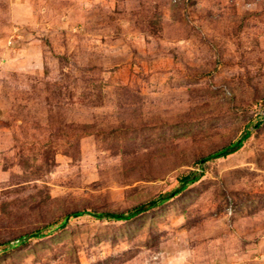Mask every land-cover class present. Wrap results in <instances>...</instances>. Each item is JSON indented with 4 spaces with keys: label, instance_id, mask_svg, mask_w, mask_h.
Wrapping results in <instances>:
<instances>
[{
    "label": "rangeland",
    "instance_id": "rangeland-1",
    "mask_svg": "<svg viewBox=\"0 0 264 264\" xmlns=\"http://www.w3.org/2000/svg\"><path fill=\"white\" fill-rule=\"evenodd\" d=\"M41 228L0 264H264V0H0V243Z\"/></svg>",
    "mask_w": 264,
    "mask_h": 264
},
{
    "label": "trees",
    "instance_id": "trees-1",
    "mask_svg": "<svg viewBox=\"0 0 264 264\" xmlns=\"http://www.w3.org/2000/svg\"><path fill=\"white\" fill-rule=\"evenodd\" d=\"M258 125H259V123L256 122V126H258ZM248 135H249V131L246 130L236 142H234L232 144H229V145L234 147V148L239 146V144L242 143V141L245 138H247ZM199 175L200 174H198V173H191L189 176L183 177L180 180V184H179L180 188H184L188 184L193 183L194 181H196L199 178ZM166 198H168V196H165L163 198L160 197L158 202H161V201H163ZM158 202L152 201L151 203H149V204H147L145 206H140L139 208H136V210L142 211V210H145V209H149L152 206L156 205ZM85 214H92L94 217H97V218H101L103 216H105L108 219H118V218L125 219L126 218V217H123V214L121 215V214H110V213H86L85 210H82V211H75V212H71V213L66 214L62 218V221L59 222L57 225H50V226L45 227V229L46 228L60 229L68 222L69 219L74 218V217H79V216H82V215H85ZM43 230H44L43 228L37 229V230H34L31 233H26V234L21 235V236H19L18 238H16L13 241L1 242L0 243V250L4 251V250L9 249L11 247H14V246H16L18 244H22V243L28 242V241H30L32 239L41 237V236L44 235V231Z\"/></svg>",
    "mask_w": 264,
    "mask_h": 264
}]
</instances>
